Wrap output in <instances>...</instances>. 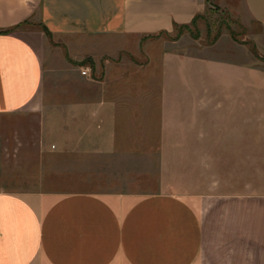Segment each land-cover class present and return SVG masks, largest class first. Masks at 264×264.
Instances as JSON below:
<instances>
[{
	"label": "crops",
	"instance_id": "0c3cea01",
	"mask_svg": "<svg viewBox=\"0 0 264 264\" xmlns=\"http://www.w3.org/2000/svg\"><path fill=\"white\" fill-rule=\"evenodd\" d=\"M202 1L0 0V116L42 111V27L72 58L101 59L123 39L190 24ZM244 5L264 26V0ZM216 75L186 86L199 94L182 99L194 110L174 130L177 122L160 116L159 148L146 127L155 116H141L133 99L111 102L126 109L120 114L85 117L91 127L81 141L69 134L56 154H67V163L57 158L49 167H84L108 191H0V264H264V180L253 186L244 173L264 167V143L253 147L251 83ZM205 90L210 97L200 95ZM90 104L102 111L108 102ZM17 155L29 167L26 149ZM40 157L36 167H45ZM152 167L157 190H133Z\"/></svg>",
	"mask_w": 264,
	"mask_h": 264
},
{
	"label": "rangeland",
	"instance_id": "374dc122",
	"mask_svg": "<svg viewBox=\"0 0 264 264\" xmlns=\"http://www.w3.org/2000/svg\"><path fill=\"white\" fill-rule=\"evenodd\" d=\"M36 26L40 27L38 23ZM46 36L42 111L0 116V191H108L99 186L104 179L84 172V167H49L57 158L60 165L67 163V154H56L60 148L67 149L69 134L75 133L76 141H81L88 132L86 128L91 127L85 117L93 112L99 116L120 114L126 109L111 102L133 99L139 103L141 116H155L156 123L146 127L154 131L159 148L163 128L160 116L177 122L172 124L174 130L183 113L188 110L191 116L194 110L188 109L182 99L199 94L194 88L184 91L186 86L211 84L217 80V73L221 82L251 83L253 147L258 148L259 141L264 143V26L248 13L244 0H203L199 14L188 27L123 39L109 45V54L101 59H74L65 44L57 43L51 34ZM210 94L205 90L200 95L204 98ZM99 100L108 102L105 113L93 111L90 101ZM255 101H262V106ZM199 110L211 115L210 107ZM40 140L42 154L36 151ZM21 148L28 153L29 167L19 161ZM41 155L45 167H36ZM257 157L253 152V163ZM152 170L149 174L141 171L140 186L132 189L157 190L159 167ZM172 173L179 170L172 169ZM244 173L253 186L264 180V167H249Z\"/></svg>",
	"mask_w": 264,
	"mask_h": 264
},
{
	"label": "trees",
	"instance_id": "16d2710c",
	"mask_svg": "<svg viewBox=\"0 0 264 264\" xmlns=\"http://www.w3.org/2000/svg\"><path fill=\"white\" fill-rule=\"evenodd\" d=\"M196 17L194 18V20L190 24H183V25L175 24L174 29H176V27H179V26L180 27H188L189 25L193 24V22L195 21ZM42 28H43V31L45 32V34H47V35L51 34L46 27H42ZM11 30H13V29H6L3 32H10ZM164 32L166 33L167 31H161V32H158V33H164ZM154 34H156V33H154Z\"/></svg>",
	"mask_w": 264,
	"mask_h": 264
}]
</instances>
